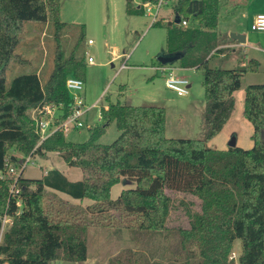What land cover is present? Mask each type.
<instances>
[{
	"label": "trees",
	"instance_id": "1",
	"mask_svg": "<svg viewBox=\"0 0 264 264\" xmlns=\"http://www.w3.org/2000/svg\"><path fill=\"white\" fill-rule=\"evenodd\" d=\"M222 5L223 0H176L174 17L186 19L190 25L167 21L165 51L181 52L178 66L202 73L201 138L167 137L161 106L108 101L107 109L100 107L102 121L89 127L84 141L67 140L64 132L57 130L37 144L34 121L26 111L53 103L62 105L56 121L69 114L71 97L65 79L70 74L83 81L85 77L84 57L78 52L83 26L66 52L60 0H0V171L5 173L0 177V228L4 215L12 219L0 233V264L84 261L88 227L94 223L106 227L119 223L131 232L173 239L164 247L173 264H232L229 255L236 239L241 240L239 264H264V141L260 138L264 83L244 88L242 114L252 125V146L220 150L208 145L234 109L233 93L240 88L242 75L259 66L255 58L234 68L211 66L210 53L220 43L216 28ZM125 11L139 14L142 8L125 0ZM27 22L52 27L51 70L45 80H40L36 67L7 80L10 63L12 68L29 63L15 52L24 40ZM111 122L118 135L110 143H99ZM48 152H57L69 167L80 169L82 178L69 180L55 168L38 178L23 177V170L16 178L7 173L10 165L18 169L25 156ZM14 180L17 193L10 192ZM123 181L133 186L112 199V186ZM47 188L91 202L86 206L67 204L47 195ZM166 189L199 197L200 210L188 228L165 225ZM105 264L147 262L143 253L134 255L126 250Z\"/></svg>",
	"mask_w": 264,
	"mask_h": 264
},
{
	"label": "rangeland",
	"instance_id": "2",
	"mask_svg": "<svg viewBox=\"0 0 264 264\" xmlns=\"http://www.w3.org/2000/svg\"><path fill=\"white\" fill-rule=\"evenodd\" d=\"M141 1L132 0V4L138 6ZM226 1L223 0L224 6L222 5L217 25V28L224 33L228 31L231 23V17L223 16L225 10L231 7H226L230 3ZM175 2L176 0H167V3L161 6L156 22L150 24L151 18L142 12L127 14L125 0H60V19L66 23L62 35L66 52L75 41L80 25L83 26V39L78 46V52L83 55L85 63L84 88L81 91L84 103L90 106L97 101V106L83 115L84 126L65 132L67 140L81 142L87 139L89 127L100 124L102 121L98 117L100 107L108 101L113 103L119 101L130 105L161 106L166 114L167 137H202L204 95L201 71L183 70L178 67V60L173 63L176 74L181 73V77L191 82L188 94L179 96L165 86V75L152 69L153 64L157 63L155 55L165 48L167 21L174 19ZM232 8L235 10V7ZM35 24L36 22H27L24 40L15 50L29 63L13 68L11 66L13 62L10 63L6 71L7 80L22 70H31L36 66L43 67L40 80L47 78L53 64L54 49L49 32L52 27L37 22L38 28ZM228 34L230 35L229 32ZM88 38L93 40L92 44L87 43ZM87 55L93 57L94 63L86 62ZM123 62L126 66L120 68ZM210 64L216 66L214 63L210 62ZM263 74L264 68L257 75ZM243 96V91L239 92L234 118L208 144L211 148L226 149L231 139L234 140L235 146L241 148L252 146V125L242 114ZM30 109L26 111L29 118L31 117ZM118 133L115 124L111 122L98 138V142L110 143ZM15 154L21 157L19 152ZM48 168L60 170L70 180L82 178L81 170L69 167L57 152L32 157L25 164L22 175L38 178L42 176V170ZM130 186L133 184L126 181L115 184L111 188V198H115L122 189ZM165 193L168 197L165 225L169 228H188L194 215L200 210L199 197L190 192L171 189H166ZM49 194L53 193L47 192V195ZM56 197L59 196L56 194ZM83 202L85 204L91 201L84 199ZM121 227L119 223L113 224L112 227L90 224L87 231V259L65 263L105 264L114 255L127 250L134 255L143 253L147 264H173L167 260V255L170 258L169 250L164 249L166 243L167 245L173 243V239L169 238L168 242L160 234L149 237ZM240 252L241 240L236 239L229 255V259L233 261L232 264H239ZM59 263L62 262L54 260L49 264Z\"/></svg>",
	"mask_w": 264,
	"mask_h": 264
},
{
	"label": "built area",
	"instance_id": "3",
	"mask_svg": "<svg viewBox=\"0 0 264 264\" xmlns=\"http://www.w3.org/2000/svg\"><path fill=\"white\" fill-rule=\"evenodd\" d=\"M167 0H142L139 6L142 8L144 15L151 18L150 24H153L157 20L160 8L163 4H166ZM180 25L187 26L188 21L186 19H181L179 21ZM251 29L253 30H264V13L255 14L252 17L250 24ZM88 44H92L93 40L91 38L87 39ZM86 62L88 64L94 63V59L91 55L86 56ZM126 66V63L123 62L120 65V68ZM157 70L162 72L165 75V86L173 90L177 95L184 96L188 94L189 81L186 78L178 76L175 73V66L173 64H161L157 63ZM65 87L71 97V103L69 104V114L61 121H56L62 114L61 104L53 103H44L32 107L31 110V119L34 121L35 132L38 134V142L49 137L52 133L57 130L68 132L74 128H80L84 126L82 120L83 115L92 107L97 106V101L92 105H85L84 99L82 97L81 91L84 88V81L81 78H78L74 75H68L65 79ZM107 109V105H103ZM101 118V113L98 115ZM31 160L30 156H25L23 160H20V166L18 169L14 168L12 165L8 167L7 173L13 174L16 178L20 171L23 170L25 164ZM5 173L0 171V177H3ZM11 193H17L18 187L16 186V180L10 186ZM19 204V201L16 202ZM12 219L8 215H4L1 218V228L0 233H2L7 226L11 223ZM1 264H7L3 262Z\"/></svg>",
	"mask_w": 264,
	"mask_h": 264
},
{
	"label": "crops",
	"instance_id": "4",
	"mask_svg": "<svg viewBox=\"0 0 264 264\" xmlns=\"http://www.w3.org/2000/svg\"><path fill=\"white\" fill-rule=\"evenodd\" d=\"M226 2L227 3L230 2L229 5L228 4L226 5V7L227 6H231V7L230 9L228 8L227 10H225L223 16L231 17L230 18L231 23L229 26L230 28H228V31H226L225 33L220 31L218 28H216V31L219 34L220 43L216 47V49L218 50L215 49L211 51L210 62L214 63V65L216 66H221L224 68H234V67H238V66L245 64L246 60L249 58H255L259 62V66L256 71L246 72L242 75L240 88L234 91L233 93L234 100H235L234 109L229 119L226 121V123L222 127V129L210 139L208 144L211 143L216 138V136L220 134V132H222V130L226 126H228L231 120H233L236 103H238L239 101V92L243 91L244 93V88L247 84L264 83V74L257 75L259 74V72H262V68H264V30H253L250 27L252 17L258 13H264V0H227ZM232 7H235V10H233ZM142 13H143V10H142ZM220 14H221V10H220ZM230 31L244 35V41L239 42L236 39L231 38L228 34V32L231 33ZM250 32L252 33L250 34ZM163 50L165 51V48ZM156 66H157V63L153 64L152 69H154L155 72H158ZM180 68L183 70H191V69L197 70L195 68H183V67H180ZM36 69H37V72L40 74L42 73L43 67L36 66ZM175 73H176V70H175ZM177 75L181 76V73L180 75L179 74ZM190 86H191V82L189 81V87ZM242 108H243V105H242ZM166 131L167 129H166V116H165V135H166ZM48 169H51V168H48ZM48 169L42 170V175L46 173ZM76 180H79V179H76ZM47 191L52 192L53 195L55 196L57 194V196H59L67 204L81 205V206H86L88 204V203L84 204L83 202L84 199L83 200L75 199L62 192H59V191H56L50 188H47ZM49 195H52V194H49ZM59 197L57 198L60 199ZM55 261L62 262L59 264H66L65 262H72V261H66V260H55ZM74 262H79V261H74Z\"/></svg>",
	"mask_w": 264,
	"mask_h": 264
},
{
	"label": "water",
	"instance_id": "5",
	"mask_svg": "<svg viewBox=\"0 0 264 264\" xmlns=\"http://www.w3.org/2000/svg\"><path fill=\"white\" fill-rule=\"evenodd\" d=\"M179 17L175 16L174 17V22L175 23H179ZM231 38L236 39L239 42H243L244 41V35L240 34V33H234L231 32L229 35ZM182 57V53L181 52H166L164 50H160L156 55H155V59L157 62L161 63V64H173L175 61L179 60ZM260 138L262 141H264V129L261 130L260 132ZM235 142L233 139L230 140L229 142V146H234Z\"/></svg>",
	"mask_w": 264,
	"mask_h": 264
}]
</instances>
